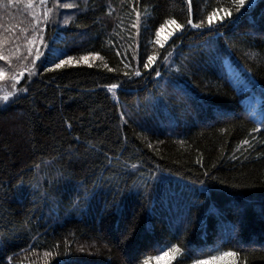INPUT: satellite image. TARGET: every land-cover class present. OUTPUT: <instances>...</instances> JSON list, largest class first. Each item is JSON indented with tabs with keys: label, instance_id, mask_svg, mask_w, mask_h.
Listing matches in <instances>:
<instances>
[{
	"label": "trees",
	"instance_id": "obj_1",
	"mask_svg": "<svg viewBox=\"0 0 264 264\" xmlns=\"http://www.w3.org/2000/svg\"><path fill=\"white\" fill-rule=\"evenodd\" d=\"M55 4L0 0V264H264V0Z\"/></svg>",
	"mask_w": 264,
	"mask_h": 264
},
{
	"label": "snow or ice",
	"instance_id": "obj_2",
	"mask_svg": "<svg viewBox=\"0 0 264 264\" xmlns=\"http://www.w3.org/2000/svg\"><path fill=\"white\" fill-rule=\"evenodd\" d=\"M27 4L29 6L32 5V2L33 0H26ZM234 4L237 5L236 7V13L237 15H243L244 13H246L247 11H249L248 7H247V4H246V0H233ZM8 3L9 4H12L13 3V0H8ZM40 3L41 5H44L47 3V0H40ZM188 3H189V18L187 20V24L188 26L192 27V28H204L205 27V24L203 21H201L199 24H196V23H193L192 21V18H191V0H188ZM55 7H69L70 5H67V4H59V0H56V4L54 5ZM74 7V5H71ZM52 9H45V11L43 12V18H44V24L45 26H47L49 23H51V19H50V13H51ZM225 11V15L227 17H231L232 18V22L235 21V17H233V14L232 12L230 11H227V10H224ZM32 15V22H31V27H32V32H33V36L31 39L28 40V43L29 44H33L35 43V40L37 39V35L35 34H39V39L41 41V44L44 46V47H47V41L44 39V29L41 28L40 26V20L39 18L35 15V13H31ZM137 17L139 18V13L137 14ZM214 17H215V13H210L208 15V26L211 27L213 25V20H214ZM220 19L223 21L224 20V17H220ZM60 23H63V24H68V20L65 19L63 21H59ZM228 21H225V23H227ZM170 23H173L175 24V20H172L170 21ZM223 26V25H221ZM133 27H136V25H133ZM163 27V26H162ZM183 25H177V28H182ZM24 31H27L26 29ZM156 43L157 44H160L161 41H160V30L157 29L156 31ZM29 52H31V49H29ZM51 53H52V59H49V58H46L45 59V62L46 63H49L51 64V67L53 69H60L64 66H71L73 64H79L80 62H83L84 64H88L89 63V58L87 56H81L79 60H74L72 56H67L66 55V51L64 49H52L51 50ZM90 55H93V56H99L98 53H93V54H90ZM117 55H119V52H117ZM44 56V53L41 52V51H37L36 52V56L34 57V61L35 59H38L40 57ZM60 56H64V59H60L59 57ZM0 59H7V57L5 56H0ZM100 59H103V57H100ZM164 59L165 60H168L169 59V56L165 55L164 56ZM58 62H55L57 61ZM156 60V56L155 54L153 55H150L148 56L147 58V62H145L143 64V67L145 69H148V68H151L153 63L155 62ZM106 66V65H105ZM45 71H49L50 69L49 68H45L44 69ZM23 72H21L19 75H16L14 77V79L18 82L20 80V77L23 76ZM136 76H140L141 73L139 70H137L135 73H134ZM32 73L29 72V76H31ZM155 75L156 76H160L161 73L159 70H156L155 71ZM13 87L15 88V85H13ZM110 87V90L111 89H116L118 88V85L117 84H112L109 86ZM18 91H21V92H27V89L24 88V89H19ZM13 93H8L6 95H3V96H0V101H3V102H8L10 100L11 97H13ZM124 118V115L123 113H121V119ZM258 124L260 126H264V119H261L258 121ZM253 132H257V131H260V128L257 127V128H253L252 129ZM243 143H247V141H243ZM205 175H207V173H205ZM107 206V205H106ZM111 207L113 208H116L117 207V202H113ZM173 251L174 252H179V248H177L176 246H173ZM236 256H237V253L235 252H232V251H227V252H222L219 256H213V257H210L208 260H197L195 262V264H209V261L211 260H222V261H227V264H238V261L236 260ZM65 264H70V261L69 262H65Z\"/></svg>",
	"mask_w": 264,
	"mask_h": 264
},
{
	"label": "rangeland",
	"instance_id": "obj_3",
	"mask_svg": "<svg viewBox=\"0 0 264 264\" xmlns=\"http://www.w3.org/2000/svg\"><path fill=\"white\" fill-rule=\"evenodd\" d=\"M227 63H228V61H227ZM229 65L231 67H233L234 69L236 68V66H234L232 64H229ZM1 75L3 76V74L0 73V77H1ZM231 77H232V80H233L234 76H231ZM236 81H237V79L233 80V82H236ZM249 85H247V86H249ZM4 91L5 90H2L1 93L4 92ZM8 93H10V92L9 91H5L1 96L6 95ZM262 99H263V97L260 96L258 93L254 94L255 105L251 108V115L254 118H257V119L259 118L260 119V117H261L262 106H259L257 108H255V106L260 105L262 103ZM215 115H217V113H215ZM166 259H170V256H169V258H167L164 254L159 255V261L157 262V264H168L167 263L168 261H166ZM221 263H225V261H222V260L209 261V264H221Z\"/></svg>",
	"mask_w": 264,
	"mask_h": 264
}]
</instances>
